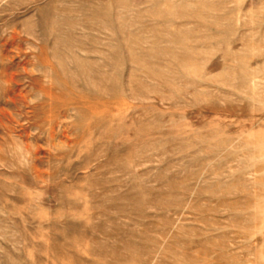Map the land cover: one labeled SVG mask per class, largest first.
I'll use <instances>...</instances> for the list:
<instances>
[{
    "label": "rangeland",
    "instance_id": "rangeland-1",
    "mask_svg": "<svg viewBox=\"0 0 264 264\" xmlns=\"http://www.w3.org/2000/svg\"><path fill=\"white\" fill-rule=\"evenodd\" d=\"M0 264H264V0H0Z\"/></svg>",
    "mask_w": 264,
    "mask_h": 264
}]
</instances>
